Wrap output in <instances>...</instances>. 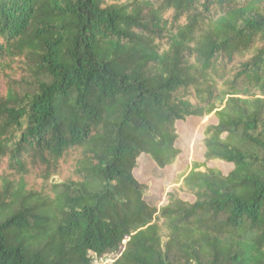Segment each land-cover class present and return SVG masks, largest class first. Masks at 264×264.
<instances>
[{
	"label": "trees",
	"instance_id": "trees-1",
	"mask_svg": "<svg viewBox=\"0 0 264 264\" xmlns=\"http://www.w3.org/2000/svg\"><path fill=\"white\" fill-rule=\"evenodd\" d=\"M211 115L203 161L149 203L138 158L175 165L176 122ZM119 247L264 264V0H0V264Z\"/></svg>",
	"mask_w": 264,
	"mask_h": 264
},
{
	"label": "rangeland",
	"instance_id": "rangeland-1",
	"mask_svg": "<svg viewBox=\"0 0 264 264\" xmlns=\"http://www.w3.org/2000/svg\"><path fill=\"white\" fill-rule=\"evenodd\" d=\"M214 117L208 116L206 119H194L188 118L184 122H176V128L179 133V137L176 140V145L181 148V154L177 160V163L172 166H167L163 169H157L151 164L141 165L142 157L138 158V167L134 171V175L140 181H149V189L145 191V199L149 203H156L160 200V192L165 193L168 189L172 187L171 182L173 181V176L176 171H182L185 169L187 163L191 162H202L203 161V145L201 144L202 140V130L205 123H214ZM207 167H217L224 174L231 170L232 165L224 162H210L206 165ZM205 167H201V170H204ZM183 199L191 200L192 198L188 195H182ZM166 200L162 197L160 203H165ZM164 239V238H163ZM125 240L122 241L124 245ZM122 247H119L118 250L110 251L102 255V262L100 264H111L113 263L120 255ZM100 258V257H97ZM96 259L94 257L92 262ZM92 264V263H91Z\"/></svg>",
	"mask_w": 264,
	"mask_h": 264
},
{
	"label": "built area",
	"instance_id": "built-area-1",
	"mask_svg": "<svg viewBox=\"0 0 264 264\" xmlns=\"http://www.w3.org/2000/svg\"><path fill=\"white\" fill-rule=\"evenodd\" d=\"M102 262V257H100V258H96L93 262H92V264H100Z\"/></svg>",
	"mask_w": 264,
	"mask_h": 264
}]
</instances>
